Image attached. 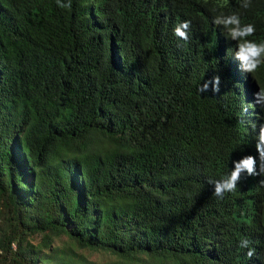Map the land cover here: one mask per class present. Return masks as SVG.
Segmentation results:
<instances>
[{
	"label": "trees",
	"instance_id": "16d2710c",
	"mask_svg": "<svg viewBox=\"0 0 264 264\" xmlns=\"http://www.w3.org/2000/svg\"><path fill=\"white\" fill-rule=\"evenodd\" d=\"M70 2L0 0V264H87L75 247L108 264H264V64L242 71L213 23L237 12L264 42V0ZM247 155L257 174L218 198L208 180Z\"/></svg>",
	"mask_w": 264,
	"mask_h": 264
},
{
	"label": "clouds",
	"instance_id": "9594fccd",
	"mask_svg": "<svg viewBox=\"0 0 264 264\" xmlns=\"http://www.w3.org/2000/svg\"><path fill=\"white\" fill-rule=\"evenodd\" d=\"M57 6L62 9H70L71 2L62 3L61 0H56ZM223 7V4L217 5ZM240 7L248 9L251 7V0H242ZM213 23L222 26L224 34L227 38L237 41L234 57L239 61L242 71L247 73H255L257 69L264 64V42L248 39L254 36L256 28L252 23H242L241 15L237 12L225 14L223 11L214 16ZM191 22L184 20L175 26L173 34L183 40L188 39V29ZM211 85L212 92L219 91L220 78L214 76L210 81H204L200 84L198 91L205 93ZM255 103L264 108V87H260L254 94ZM247 111V109H245ZM255 125H253V129ZM256 150L259 154V174L264 175V123L259 126V131L255 134ZM242 174L249 176L256 175V159L251 156H243L237 161H233V168L220 179H209L208 183L213 186V192L218 198H222L225 193L234 192ZM248 240L240 241L241 248H248ZM246 255L251 258L255 255L254 249H249Z\"/></svg>",
	"mask_w": 264,
	"mask_h": 264
},
{
	"label": "rangeland",
	"instance_id": "374dc122",
	"mask_svg": "<svg viewBox=\"0 0 264 264\" xmlns=\"http://www.w3.org/2000/svg\"><path fill=\"white\" fill-rule=\"evenodd\" d=\"M1 209L2 207L0 203V210ZM54 242L57 244L69 245V240L64 235L57 237ZM75 249L79 254L82 255V258L86 260L87 264H108L114 262L117 259L115 255L109 252L95 251L77 247H75Z\"/></svg>",
	"mask_w": 264,
	"mask_h": 264
}]
</instances>
